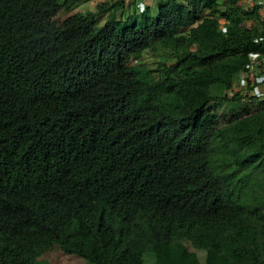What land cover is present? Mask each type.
<instances>
[{
  "label": "trees",
  "instance_id": "obj_1",
  "mask_svg": "<svg viewBox=\"0 0 264 264\" xmlns=\"http://www.w3.org/2000/svg\"><path fill=\"white\" fill-rule=\"evenodd\" d=\"M89 1L0 0V264H264V100L227 96L264 14L155 0L117 20L104 0L54 21ZM147 50L172 62L130 64Z\"/></svg>",
  "mask_w": 264,
  "mask_h": 264
},
{
  "label": "rangeland",
  "instance_id": "obj_2",
  "mask_svg": "<svg viewBox=\"0 0 264 264\" xmlns=\"http://www.w3.org/2000/svg\"><path fill=\"white\" fill-rule=\"evenodd\" d=\"M102 2V0H91L88 3H86L85 5H81L78 8H75L72 11H68L65 8H62L57 14L56 16L53 18L54 21H56L57 23H60L62 20H64L69 14H71L72 12L75 11H89V10H95L96 9V4ZM146 2L148 3L147 6L149 7L148 10V14L151 16H155L156 15V5H155V0H146ZM135 11V7L129 8L124 10L123 15L120 17L122 20L126 19L127 15L130 13H134ZM123 12V11H122ZM105 22V19H101L99 20V25H103V23ZM247 28L251 27L253 25L252 22H246L244 24ZM171 63L172 60L167 57V55H162L161 53H154L151 51H145L141 57L140 60H130V64L131 65H140L143 64L147 67H151L154 68L158 63ZM241 85L239 83V78L238 76L235 78V82H234V86L231 90L233 91H239L241 90ZM230 103L226 102L223 103L220 107L217 106L216 110L218 111L219 114H223L227 108L230 109ZM196 254L198 255L199 259L201 260V262H203L204 260V251L203 250H197V249H193ZM75 257V258H73ZM153 257V256H152ZM151 255L146 254L144 256V264H154V258H152ZM77 258V259H76ZM43 260H45L47 263L49 264H87L86 261H84L81 258H78L77 256H65L61 253V251L58 248H55L53 250H50L49 252H47V254H45L42 258Z\"/></svg>",
  "mask_w": 264,
  "mask_h": 264
},
{
  "label": "built area",
  "instance_id": "obj_3",
  "mask_svg": "<svg viewBox=\"0 0 264 264\" xmlns=\"http://www.w3.org/2000/svg\"><path fill=\"white\" fill-rule=\"evenodd\" d=\"M132 1H139V11H142L145 6L144 0H124V6L128 7ZM240 6L243 9H255L258 8L259 12L264 14V0H240ZM123 15L122 12L117 14V20ZM263 41V39H259ZM239 83L241 90L233 91L228 90L227 96L232 97L236 93H246L256 95L261 98L262 93L257 92V87L264 85V53H250L247 58V65L245 70L239 74Z\"/></svg>",
  "mask_w": 264,
  "mask_h": 264
},
{
  "label": "clouds",
  "instance_id": "obj_4",
  "mask_svg": "<svg viewBox=\"0 0 264 264\" xmlns=\"http://www.w3.org/2000/svg\"><path fill=\"white\" fill-rule=\"evenodd\" d=\"M102 1H104V0H102ZM144 1H145V6H144V9H143L142 11H139V7H138V6H139V1H132V2L129 4L128 7H125V6H124L122 10H119V12H122V11H123L122 13H124V10L129 9V8H132V7H136V11H138L139 13H142V12L146 9V7L149 6V5L147 6L148 3L146 2V0H144ZM99 3H100V2H99ZM123 4H124V2H123ZM119 12H118V13H119ZM118 13H117V14H118ZM117 14H116V18H117ZM104 18H105V17H104ZM104 18H102V19H104ZM99 19H100V17L98 18V22H99Z\"/></svg>",
  "mask_w": 264,
  "mask_h": 264
},
{
  "label": "crops",
  "instance_id": "obj_5",
  "mask_svg": "<svg viewBox=\"0 0 264 264\" xmlns=\"http://www.w3.org/2000/svg\"><path fill=\"white\" fill-rule=\"evenodd\" d=\"M257 92L262 93V96H261L260 99L264 100V85H261V86L257 87Z\"/></svg>",
  "mask_w": 264,
  "mask_h": 264
}]
</instances>
